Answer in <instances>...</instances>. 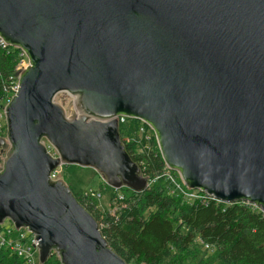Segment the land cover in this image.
Masks as SVG:
<instances>
[{
  "label": "water",
  "instance_id": "water-1",
  "mask_svg": "<svg viewBox=\"0 0 264 264\" xmlns=\"http://www.w3.org/2000/svg\"><path fill=\"white\" fill-rule=\"evenodd\" d=\"M0 39L28 60L3 108L0 225L30 231L40 264H128L50 178L77 165L145 190L119 117L149 126L189 189L264 212V0H0Z\"/></svg>",
  "mask_w": 264,
  "mask_h": 264
},
{
  "label": "trees",
  "instance_id": "trees-1",
  "mask_svg": "<svg viewBox=\"0 0 264 264\" xmlns=\"http://www.w3.org/2000/svg\"><path fill=\"white\" fill-rule=\"evenodd\" d=\"M5 44L0 39V109L13 94L20 53ZM2 122L0 137L6 135L5 120ZM118 128L125 150L149 180L147 188L140 192L120 188L122 198L116 192L112 196L114 210L102 213L89 195L72 191L120 257L128 264H182L183 257L197 253L191 249L199 243L210 252L197 264H264V212L254 203H225L202 191L204 197L193 201L166 193L161 175L165 164L153 131L135 118H124ZM0 264L24 261L0 245ZM43 264L60 261L52 252Z\"/></svg>",
  "mask_w": 264,
  "mask_h": 264
},
{
  "label": "rangeland",
  "instance_id": "rangeland-1",
  "mask_svg": "<svg viewBox=\"0 0 264 264\" xmlns=\"http://www.w3.org/2000/svg\"><path fill=\"white\" fill-rule=\"evenodd\" d=\"M19 68V62L15 66V72ZM57 103L62 105L65 109L67 116H72L77 114V110L74 106V97L70 96L65 92L59 93L57 97ZM3 119L0 120V125ZM1 127V126H0ZM4 137V136H3ZM47 146V149L51 155H55L54 149L48 145L45 139L41 140ZM164 179V185L166 193L168 194H181L184 200L193 201L197 198L202 197L203 193L198 190H192L186 187L177 172L168 169L166 166L161 174ZM56 178L61 179L69 186L75 193L81 195H89L93 200H95L96 208L100 213L104 211L112 212L114 210V203L112 201V196L115 194L120 195L121 192L113 189L101 175L92 168L81 167L77 165H61L56 170ZM94 192V196H91L90 193ZM99 194L101 196H95ZM97 198V199H95ZM10 222L5 220L1 225L8 227ZM18 233V231H17ZM16 236V235H15ZM7 247V246H6ZM8 248V247H7ZM9 249V248H8ZM197 249V253L190 252L187 257H183L182 264H197L200 258H205L206 255L210 252L209 249L203 247L199 243H194L191 250ZM37 264H40L39 262ZM173 264V263H172ZM175 264H177L175 262Z\"/></svg>",
  "mask_w": 264,
  "mask_h": 264
},
{
  "label": "built area",
  "instance_id": "built-area-1",
  "mask_svg": "<svg viewBox=\"0 0 264 264\" xmlns=\"http://www.w3.org/2000/svg\"><path fill=\"white\" fill-rule=\"evenodd\" d=\"M3 44H5L2 41ZM6 45V44H5ZM19 68H17V81L16 85L12 88L13 94L16 92L18 87V78L20 73L26 68L28 65V60L23 51L19 53ZM12 94V95H13ZM11 98V97H10ZM10 100V99H9ZM8 100V101H9ZM7 102L5 103V105ZM4 105V106H5ZM4 106L0 109V120H4ZM119 121H122L124 117H119ZM141 130H143L141 128ZM56 170L51 172L50 178L52 180H56ZM149 184V180H148ZM91 196H94V192L90 193ZM208 195V194H207ZM95 196H101L99 194H95ZM204 197V195H203ZM118 198L121 199L122 196L118 195ZM202 198V197H200ZM18 231L16 235L15 232ZM16 235V236H15ZM0 245L7 246L13 253H15L18 257L22 258L24 264H37L38 261V251H37V241L34 238V235L28 231L26 228H21L19 230H15L12 225L9 224L8 227L4 225H0ZM207 247V245H206Z\"/></svg>",
  "mask_w": 264,
  "mask_h": 264
}]
</instances>
